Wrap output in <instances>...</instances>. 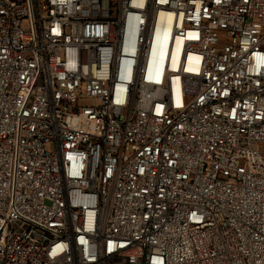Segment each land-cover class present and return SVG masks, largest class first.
Returning a JSON list of instances; mask_svg holds the SVG:
<instances>
[{
  "label": "built area",
  "instance_id": "2783aa9c",
  "mask_svg": "<svg viewBox=\"0 0 264 264\" xmlns=\"http://www.w3.org/2000/svg\"><path fill=\"white\" fill-rule=\"evenodd\" d=\"M0 264H264V0H0Z\"/></svg>",
  "mask_w": 264,
  "mask_h": 264
},
{
  "label": "bare ground",
  "instance_id": "6f19581e",
  "mask_svg": "<svg viewBox=\"0 0 264 264\" xmlns=\"http://www.w3.org/2000/svg\"><path fill=\"white\" fill-rule=\"evenodd\" d=\"M180 45H181V41L180 40H176L175 46H174V50H173V53H172L174 60L176 59V57L179 56Z\"/></svg>",
  "mask_w": 264,
  "mask_h": 264
}]
</instances>
